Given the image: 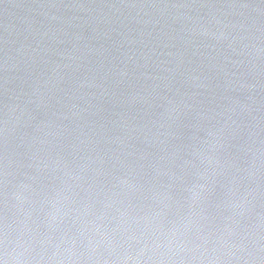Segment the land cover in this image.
I'll return each instance as SVG.
<instances>
[{
    "label": "water",
    "instance_id": "water-1",
    "mask_svg": "<svg viewBox=\"0 0 264 264\" xmlns=\"http://www.w3.org/2000/svg\"><path fill=\"white\" fill-rule=\"evenodd\" d=\"M20 264H264V0H0V240Z\"/></svg>",
    "mask_w": 264,
    "mask_h": 264
},
{
    "label": "clouds",
    "instance_id": "clouds-1",
    "mask_svg": "<svg viewBox=\"0 0 264 264\" xmlns=\"http://www.w3.org/2000/svg\"><path fill=\"white\" fill-rule=\"evenodd\" d=\"M8 235L5 229L3 239L0 240V264H20V257L10 253Z\"/></svg>",
    "mask_w": 264,
    "mask_h": 264
}]
</instances>
